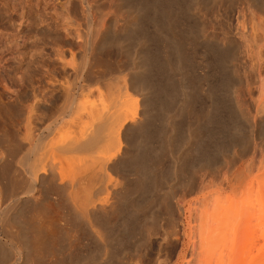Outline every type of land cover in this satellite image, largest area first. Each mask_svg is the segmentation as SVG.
<instances>
[{"label": "bare ground", "instance_id": "obj_1", "mask_svg": "<svg viewBox=\"0 0 264 264\" xmlns=\"http://www.w3.org/2000/svg\"><path fill=\"white\" fill-rule=\"evenodd\" d=\"M79 1H81L82 6H86V10H84L85 11L84 13H86V16L84 17L86 21L84 19V22L87 24H85L84 26L87 25L86 27L87 31H84L82 29V27H84L82 25L83 22L82 24H80L81 21L79 22L81 15L79 16L78 11H77V6H76L73 10L71 9L72 11L69 10L72 13L70 14L73 17L72 26H69L68 28L67 25L66 27L61 25L65 29V36L67 39L66 43L68 44L58 45L52 41L49 42L46 38L48 36H46L45 35L46 33H44L45 31L41 30L42 28L40 27V25L43 22L45 24V21L42 22V19H41L42 15H39L40 19L35 18V16L38 15L39 13L40 0H0V24L1 25L3 24V26L6 25L7 27V28L4 27L5 29L4 31H6V36H3L4 32H2V35L0 34L1 35L0 36V49H3L2 51L0 50L1 51L0 52V123H3L2 133H3V137L5 138L3 139L5 140L4 142L5 148L3 150L1 149L2 152H0V197L3 198V196L5 197L6 195L7 196L6 198L8 199L6 200L8 202L6 206L1 205L2 207H4V209L2 210V208L0 207V223H1L0 264H8L9 262L8 260H9L10 255H8L9 252L7 254V251L10 250V248L6 249L8 248L6 247L8 245L3 242L5 239H7V241L9 242L10 244L9 247L11 246L14 249L15 254L18 256V259L17 260L15 259V263L18 262L17 264H33L36 261L37 263L40 261L39 259L42 258L41 256L45 252L44 250H46L49 246L50 247L55 246L53 247V249L55 250L58 244L49 245V242L50 243L57 242L58 241L57 239H60L59 242H61V238H62L61 236H63L62 234L64 233L65 230L67 232L68 229L69 230L72 229L73 231L76 230L74 233L75 234L77 233L80 235L79 240L81 239V237L86 235L89 238V240L95 241V245L98 243L101 244L100 247H104L105 248L104 251L109 254L110 244H108L107 241L105 240L107 239V234L109 236L110 233L115 229L113 226H115L116 223L114 225L112 224L113 226L109 225L110 222L105 223V219L107 218V216L111 215V213L113 212H116L117 209L120 208L118 211H120L119 215H120V221H121L123 230L120 229L122 227H119L118 229L119 231L120 230L123 231V234H126L127 236L132 235L136 229L135 221L136 219L141 217L140 213L142 211L141 210L142 207L144 206L145 195L147 196V194L150 192L152 194L153 190L155 193L154 188L159 187V183L163 181V177L161 175L163 174V172H165L164 171L165 169L161 173L159 171L162 170L161 164L164 160L160 162V164L158 163L156 159H158V157L160 158V155L162 153L160 154V152H158L159 150L156 152L155 150L156 148L154 149V147H156V144L162 145V143L160 142H161V137L163 135L161 133L159 134L155 132L156 131L155 129H158V128H155V125L157 123H167V124L171 123L172 124L171 125L173 126L172 131H171L172 134L170 136L168 135L167 138H165L166 136L164 137L166 141L163 139V141L166 142L167 147L169 148L173 147L175 141L176 142L178 141V140L174 141L173 138H175V136L177 137L179 136L178 131L181 128H179L177 131L174 125H175V122L178 124L180 122L174 120V118L172 117L174 114L171 113V109L174 108L172 107V105L174 103L175 96H177V92L179 93V90L176 91V89L178 88L175 89V85L172 82L174 80L171 78L170 74L172 73V71L174 72L175 69H176L175 70L176 72L177 70L182 71V69H185L187 71L188 68H190L189 64L191 63V61L189 60L190 63L187 62L188 58L186 54L188 52L185 51L184 48L187 47L186 50H188L187 44H190L191 40H188L189 38L187 39V36H184L181 33V31H179V29L181 30L182 29L181 27H183L182 23H184L183 22L184 20L182 21L183 19L182 16L185 15V12H186L185 10H187L188 6L185 9V5L181 4L180 2L181 0H96L94 1L93 5L89 4V0H79ZM125 2H128L130 6L129 5L127 6L128 3L126 4ZM198 2L196 1L194 3L195 4L197 3L196 5H198ZM124 5L129 7V8L126 7V9H128L129 12H132V9H134L135 11V12L134 11L132 12L134 17H130L133 19L132 22H130L132 25L129 24V26H127L128 30H126L128 31V33H129L130 28L133 31V32L130 31L133 39H131L132 37L129 39L133 41L136 40L134 43H131L132 42L131 40H127L126 41L127 43H126L125 42L126 39L125 40L123 39L124 43H122L118 39L115 40L116 39L115 38L114 40H112L108 36L109 34H111L110 31L115 30V29L114 27H112L113 29L112 28L110 29L109 27H107L109 16L113 15V12H114V11L113 12L111 11L110 13V12H107V10L111 7H116V6L117 8L121 9L125 7ZM190 6H191V3H190ZM28 8L29 10H27ZM6 10L7 12L11 11L12 14L3 16V13ZM92 11L93 13H96L95 16L91 15ZM263 19H260V20H263ZM9 23L11 25H9ZM260 23H259V26L264 25ZM50 24H52V22H50ZM243 25L245 26L244 22L242 23L241 26ZM256 26L257 25H255V28L253 27L254 30L256 29ZM259 26H257V28L261 30L260 31L257 29L256 30L259 31L258 33L260 32L262 33V27L259 28ZM193 27H196V26L193 25ZM26 28H28V30L30 31L28 32L27 30V32L26 31L24 32ZM244 28L241 27L243 32L242 34L241 32L239 33V36L240 37L242 36L241 37L242 40H243L244 35L248 36V33L245 31ZM33 29L34 30L38 29V30L35 32H32ZM244 31L247 34H244ZM128 33H126V37L129 36ZM201 33H200L201 43L202 44L205 43V47H206L205 49H207V51H205V56L208 59H204L205 61H202L203 59H201L202 62L201 63L199 62L197 67H199L200 64L205 63L206 65L204 64L203 67L207 66V69L210 70L208 72L206 69L205 73L208 72L207 73L208 77H210L212 73L215 72L214 70H216V67L219 64V62H222V64L223 62H226V61H222L223 57L219 53L220 50L217 48V47L221 48L223 44L220 43L218 46V42L217 44L215 42L212 43V41L210 40L208 36H206L204 33L202 34ZM112 35L113 34H111V36ZM263 35H264L263 33L262 35H260L262 38L260 42H262V40L264 41ZM189 36L190 35H188V37ZM251 37L252 36H250V39L248 37L249 42L251 40ZM16 39H20V40L19 42L14 43V40ZM196 39H198V37ZM8 40L9 42L10 40L13 41V43L7 44ZM128 41L130 42L129 44H131L130 47L134 44V47L132 46L133 49L137 45L136 49L138 50L139 48L140 50V47H141L142 50L140 52H138L137 50L131 51L130 47L129 49L127 47L129 46ZM188 41L190 42L187 43ZM196 42L198 43L197 40L195 41V43ZM58 43H60V41ZM125 43L127 46L125 45ZM214 44L216 45L213 46ZM252 45H254V41ZM105 47H112L115 49L114 51L112 50L111 52L109 51L107 52V55H106L107 58L104 56H100L101 51ZM254 48H256L255 45H254ZM221 50H223V47ZM261 52H263V50L260 51V54L256 52L258 55L257 56L255 55V57H254L255 52H252L249 55L251 56L252 54L253 57L252 56L251 57L254 59V60L252 59L253 60L252 62L254 63V61H256L255 64L258 66L256 67L257 71L254 68L257 74H259L258 76H255L256 72H254L253 69H252L253 71L251 72V74L253 72L255 73L254 78L259 77L257 78L258 80L257 84H255V86L258 85L256 89H257V92L259 91L260 93V94L258 93L259 94L258 98H261L260 95H262V93L264 92L263 90L264 80H262L264 78L261 79V77H264V75H262L264 73L263 72L264 64L261 63L263 62L261 58L262 56ZM120 54H124L127 56L126 58H128L129 65L123 61H120L119 59ZM256 57L258 58V60L259 59L261 60V61L260 60L258 61L260 62L259 64H257ZM194 60L196 59L194 58ZM187 63L189 67H187L188 66ZM193 66L195 67V63ZM204 68L202 69L204 70ZM198 69H201V67ZM217 70L219 71V69ZM179 71H177L176 74H178ZM205 73H203L205 76L203 74L202 75L206 77L207 79L208 77L206 76L207 74ZM199 76L201 77V75ZM206 79L204 78L205 81ZM219 80H220V76H219ZM179 81L180 80H178V82ZM193 82H188V83H193ZM202 82H203V79L200 82L198 81V85L199 84L201 85ZM218 82L220 83V81ZM255 82H256V79H254V82H251V83L254 84ZM195 84L197 85V83ZM210 84H206L211 87H208L210 89L209 90L206 89L207 91L204 89L205 91L204 93L208 94V96L205 94L207 98L209 97L212 98V99L210 98L212 101L207 99L211 101L209 105L212 110L209 112L210 110L209 109L208 113L205 112L207 115L203 112L205 109L204 107H206L207 106L206 104L208 103V102L207 103L205 102L206 104L205 103L204 104L206 106H204L203 107L204 109H202L203 111H201L205 114V116H203V114L199 111L198 112L196 111L197 112L195 113L196 115L193 114L192 112V110L195 111L194 108L197 104L196 99L200 100L199 98H203V96L200 97L203 94H201L200 96L198 95L199 98H197V94L199 92H203L202 90L203 86H200L202 88L200 91H198L199 88L196 87V89H198L197 90L198 93L196 92L197 94L194 91L195 88L193 89L191 88L190 90L189 89L190 86H189L188 89L191 91V94H188L187 93L188 90L186 89L185 85H189V84L184 85L185 89L183 88V91H182L184 98L181 95V97L183 98V101L181 102L180 100V102L182 103V106H179V107H182L181 109L182 113L180 112L182 117L185 118L186 116H188L192 118L191 115H195L196 118L193 116L194 119H197V121H199L200 123L207 122L209 124L212 123V125L213 124L216 125L224 121L223 120L224 118H223L221 119L222 121L221 122L220 121L221 116L218 117L217 115L220 112L219 111L221 109L220 107H222L221 104H223L222 102L221 104H218L216 100L219 97L216 96L217 93L215 92L217 91H214V89L216 90L218 88H215V87L213 88L212 85ZM253 84H251L250 86L252 87ZM190 85H193V84H190ZM220 85H222V83ZM255 86L253 85V87ZM192 90L196 94L195 98H194L195 95L192 92ZM250 91L251 89L249 90V92ZM252 92L254 94L253 90L251 91V93ZM226 94L230 95L228 92ZM253 94L251 95L249 94V96L254 98L255 96ZM234 95H233V98H234ZM214 96L215 98L216 97L218 98L215 99ZM220 96H222V94H220ZM262 99L263 98H261L260 100L258 99L259 101L257 100L258 104L255 99V102H256L255 104H257L256 106L257 114H255V116L256 115L257 116L255 119L256 121L253 120V122L251 120H248L247 117H245V115L242 114L244 112V111L242 112V109H244L242 108V104H243L242 101H239L237 99V100H234L235 105L233 103L235 107V109H233V111L235 110V113L234 112L233 113L239 116V118L242 119L243 121L248 122L247 124L251 130L250 133L256 137H260L264 135L263 133L264 131V101ZM178 103L177 105H179ZM231 107H232V104H231ZM171 114L173 115L170 116ZM169 117L170 118L172 117L175 122H171V121L168 122L169 120H171ZM166 118L169 120L167 121ZM227 119L226 121H224L225 123L227 122ZM235 121L237 122V120ZM190 122L191 121L188 119L189 124L192 123ZM185 123H187V121ZM226 128L227 130L229 129L228 127ZM235 128L238 133V129L240 130V128L239 127L238 129L237 127ZM217 130H220V129H217ZM201 137H203V135ZM211 137L210 139H208L209 141L212 139ZM156 138L160 139V142L157 143ZM202 139L203 138H201V140ZM216 140L217 138L215 139V141ZM165 142H163V145H165ZM175 144H178V143H175ZM200 144H201V141H200ZM205 144L207 143L205 142ZM163 145L161 146L162 151L164 150ZM201 146L202 148H200V154L201 155L207 154L208 149L206 148L208 146L206 148H205L206 145H204V147L203 145ZM217 146L219 147L220 145H217ZM221 148L222 147H220V149ZM261 148L258 147V150L256 149V151L258 153L263 152V151L259 152ZM165 150H168V149H165ZM256 155L257 153L255 154V157ZM253 159L257 160V158H253ZM258 159L261 161L260 158ZM252 160H251V163H249L251 164L249 165L250 168L253 167ZM253 164H256V167H257V162L256 163L253 162ZM258 165H260L257 168L258 170L256 168L255 170L260 172L259 169H261V172L260 173L258 172L259 175L257 176H259L260 178L262 176V180H260V178H256V177L254 178V174H257V173L252 174L251 173L252 171H251L249 174H252L250 175V177H253L251 179H255V180L257 179L255 184L259 185L262 183L264 184V181H263L264 173L263 175L261 174L263 167L259 168L261 167L260 162ZM249 166L247 165V167ZM247 169H246V172H248ZM158 172L160 174H158ZM177 172H175L176 175L178 174ZM237 173L235 174V177L240 176L241 178L237 177L236 182L238 178L240 179L239 181H241L242 176L244 175L245 172L243 173V171H241L243 175H240L239 173L238 174ZM249 174H248V178H250ZM244 178L245 177H243V179ZM248 178L246 177V180L244 179L245 182L249 181ZM134 180L137 181V184L134 183ZM230 180L231 179H229L228 181ZM234 181L235 179L233 180L232 183H234ZM258 181H260V183H258ZM252 183H253V180H251V184ZM239 184L240 185L242 184V186L240 187H244L245 185V183L241 181V183L238 182L235 186L234 185L232 186L238 188ZM249 184L250 182L248 183V185ZM251 184L249 186H250V189L253 190L255 188L254 186L255 184L254 183L252 184L254 188H252L253 186ZM234 187L233 189H235ZM261 187L262 185L261 186L259 185V189ZM256 188H255L254 193H258L259 198H258V195L256 196L254 195L255 197L252 198L253 196L252 194H251L252 195L251 198L255 199L254 201L258 199L255 202L256 204L258 203V201L260 203L262 202L261 204H263L264 201H260L262 200L261 198L262 196L259 192L261 191V189L258 191ZM262 188L263 189L261 193L263 192L262 195L264 199V191H263L264 185ZM239 189H235L232 192H237L239 191ZM247 189L248 188L246 189L241 188V191L243 190V193L245 194V192L247 193L246 191ZM250 189H248V191H250ZM241 191L240 193H242ZM122 193L124 194L122 195ZM240 193L238 194L237 192L236 197L237 195L240 196ZM134 194L136 195V197L139 194L138 197H142L143 200L136 201L138 197L135 198ZM208 195H206V197ZM209 196L208 198H206L204 195L202 196V198L200 197L202 199V200L201 199L199 200L201 207L199 206V204L196 203L193 209L191 208L192 204L190 205L189 208L187 207L186 209V211L189 209L188 211L189 215L186 217V220H187L186 226H188V228H190L191 231H193L194 235L195 233L197 235L199 234V231L197 232V230H200L201 232V235H199L200 237L198 238L200 243L198 241L199 243L198 244L196 241L197 243L196 244L193 240L194 242L193 245L196 244L195 246L198 245L201 248L193 246L194 249L192 250H195V248L201 249L203 257H204V264L205 263L213 264L211 260H214L215 257H212L213 256L212 254L213 252L217 250L215 253H217L219 257L221 258H219L218 260H214L213 262H215V264H224V260L222 256H224L225 258V255H223V253L225 252L223 251V248L225 244L227 243V241L230 240V244L232 245L230 246L231 254H233L234 257H237V258L232 257L233 259L231 258H228V259L230 261L231 260L235 261L236 259H239V263L237 260L236 264H242V262L244 261L246 264L248 260L245 257H246L247 251L249 250H246L247 244H246V239L244 238H248L249 245H251L250 247L253 248V250L254 249L257 250V251L254 250L255 254L253 253L254 255H252V257L249 258V263L258 264L259 262V264H264V257H263L264 255V243L263 242L264 241H262L264 240V215H263L264 210L260 209L258 215L260 214V216L261 215L262 216L261 217L259 216V219L257 218L259 223L257 222V220L254 221L255 223L257 222L258 224V225L255 224L256 226L255 227L254 223H251L252 225H250L249 220L250 219L252 220V216L256 217L255 214L257 213L254 212L255 213L254 214L251 211L252 214L250 217V209L248 205H246L248 206V211L245 208V206L243 210L241 207V209L239 210L241 215L240 213H236L238 212V210L236 211L235 209L236 204L232 205V206H235V207H232L234 208L233 212L236 211L234 213L235 220L232 221L234 214H231L232 211H230L231 210L229 208L230 206L227 208L225 207L224 209L225 211H224L222 209L224 204L223 203H222L223 205L218 204L221 201L224 202L225 200H223L222 198L220 200V196H218L217 194L216 198L218 199L219 202L214 197L216 195L213 196V198H215L214 200L208 201V199L210 198ZM229 199H231V197ZM214 201H216L215 202L216 205H214ZM251 201L252 200H250L249 202ZM209 202H213V203L209 204ZM251 205H252V202H251ZM219 206H222V208H219ZM261 206H262L261 208H264L263 207L264 204ZM26 209H30L32 213H35L34 216L31 217L32 219H30L32 220L30 221L31 223H27V226L26 224L23 225L21 221L20 222L22 224L18 222L19 221L18 217L23 213V211L26 213L27 212ZM179 209L180 211H182V213H184V216L187 215L186 211H184L182 206H180ZM219 210H222V212H224L225 214L222 213L221 211L219 212ZM241 210L243 212V215H242ZM226 212L228 214H226ZM25 213H24V216H25ZM219 213H221L220 214L221 216L219 215ZM244 213H247V214H244ZM237 214L238 216H240L241 219L238 216H236ZM226 215L228 216V219H227L228 222L226 221V218H227ZM231 215H233V217H231ZM222 216L224 217L226 216V217L224 218ZM242 216L245 218L248 216L246 220L249 219L248 220L249 224L248 223L246 224L247 226L246 230L244 227L245 231H241L242 227L244 226ZM229 217L232 219H229ZM221 218H224V219H221ZM107 223L109 226L107 225ZM28 224H31V225L29 226ZM9 227L11 230L6 229ZM256 228L259 231V235L257 236H256V233H257ZM5 230L6 231L8 230L7 231L8 233ZM4 232H6V234ZM243 233H244V237L242 235ZM86 236H84L85 239L87 238ZM32 237L34 240H32ZM3 238L5 239L3 240ZM121 238H123L122 235H121ZM124 239L126 240V238ZM240 239L241 241L244 239L243 240L244 245H242L243 242L241 241L239 242ZM251 239L253 242L251 241ZM75 241H77V239H75ZM63 242L61 244H63ZM104 243H105V246H104ZM106 243L108 245H106ZM238 243H241V246L243 247L242 252L245 253V254L242 253L241 257H238L240 255V252L237 251ZM239 245L240 244H238V246ZM219 246L221 247V249ZM75 247L78 249L77 246ZM13 249H12V254L14 255ZM53 249L50 248V249H47V251L48 250L50 251ZM62 249L64 250V247ZM70 249L71 248H69L68 250L70 251ZM59 250H61V248ZM59 250H55V251H59ZM218 250H222L221 254H219L220 252ZM237 252L239 255L236 254ZM52 253H55V252L52 251ZM57 253L59 254V252ZM112 253L113 252L111 251V254ZM250 253L251 252H249V254ZM191 254H194V253H191ZM198 254L200 255V252ZM70 255L66 260L62 261L60 259L61 261L53 262V264H75L76 262L75 257L73 256V254H70ZM227 256H226V259H227ZM253 256L254 257L259 256L261 258L263 257L262 262H260L261 258L259 260V257H257L259 261H255L257 259H255ZM90 257H88V260L87 259L85 260L86 262L85 264L95 263L96 260L93 257L92 258ZM210 257H211V260L209 259ZM242 257H244L247 261L243 259ZM247 257H250V256L247 255ZM252 258H254V261L251 260ZM228 259L226 261L228 262L227 264L235 263V262L232 263L228 261ZM50 260H52V258ZM37 263H34V264H37ZM201 263L202 262H200V264ZM76 264H78V262Z\"/></svg>", "mask_w": 264, "mask_h": 264}, {"label": "rangeland", "instance_id": "obj_2", "mask_svg": "<svg viewBox=\"0 0 264 264\" xmlns=\"http://www.w3.org/2000/svg\"><path fill=\"white\" fill-rule=\"evenodd\" d=\"M42 1V2H41ZM79 0H40V6H39V13H38V15H36L35 16V18L36 19H40L39 17V15H42V17H41V19H42V22L43 21H45V24H44V22L40 25V27L42 28H40L42 31H45L44 33H46L45 35L46 36H48V37H46L47 38V40L49 41V42H54L55 44H58V45H67L68 43H66V41H67V39H66V36H65V29L63 28V26L64 27H66V25H67V27L69 28V26H72V24H73V17H72V13L69 11V10H73L76 6H77V11H78V14H79V16L81 15V18H80V20H79V22L81 21V23L80 24H82V22H83V26L85 25V24H87V23H85L84 22V17L86 16V13H84L85 11L84 10H86V6H82V3H81V1H79ZM94 1H96V0H89V4H92L93 5V3H94ZM184 1V2H183ZM188 1H190V0H181L180 2H181V4H184L185 5V9L187 8V6H188V8H187V10H185L186 12H185V15L184 16H182V21L184 22V23H182L183 25V27H181V25H180V27L183 29H179V31H181V33L184 35V36H187V39L188 40H191V43L190 44H187L188 45V50H186L187 49V47L186 48H184V50L185 51H187L188 53L186 54L187 55V58H188V63H190L189 62V60L191 61V63L189 64L190 65V68H188V70L186 71L185 69H182V71H179V70H177V71H179L178 72V74H176V72H175V70H174V72L172 71V73L170 74L171 75V78L174 80V81H172L173 83H174V85H175V89L176 88H178V89H176V91H178L179 90V93L177 92V96H175V100H174V103H173V105H172V107H174V108H172L171 109V113H173V114H171L170 116H172L173 118H174V120H176V121H179L180 123L178 124V123H176L174 120H173V118L171 117H169L171 120H169V119H167V121L168 122H175V125H174V127L176 128V130L178 131V129L179 128H181V129H179V131H178V134H179V138L177 137V136H175V138H177V139H175V138H173L174 139V141L175 140H178L177 142L175 141V143H178V144H175L174 143V145H173V147H167V144H166V139L165 138H167L168 137V135L170 136L172 133H171V131H172V127L173 126H171L172 124L171 123H169V124H167V123H157L156 125H155V128H158V129H155L156 131L155 132H157V133H161L163 136L161 137V142H160V139H157L156 138V141H157V143L158 142H160V143H162V145H163V142H165V145H163V147H164V150L162 151V149H161V144H156V147H154V149L156 150V152L158 151V152H160V158L158 157V159L160 160H158V159H156L157 161H158V163L160 164V162H162L163 160V162H162V166H161V169L162 170H160L159 172L161 173V172H163V170L165 171V172H163V174L161 175L162 177H163V181H164V183H163V181L162 182H160L159 183V187H156L157 188V190H159V191H157L156 190V188H154L155 189V193H154V190H153V192H152V194H151V192L150 193H148L149 194V196H148V194H147V196L145 195V198H144V206L142 207V211H141V219L140 218H138V219H136V221H135V228L137 229H135V232L132 234V235H126V234H123V231H119V227H122V225H121V221H120V211H118L119 209H117V211L116 212H113V213H111V215H108L107 216V218L105 219V223L106 222H110L109 223V225H114L115 223V226H113L115 229L110 233V235L108 236V234H107V239L105 240V241H107V243L108 244H110L109 245V250H110V252H109V254L108 253H106L104 250H105V248L104 247H100V245L101 244H99L98 242H96V243H98V244H96L95 245V241H93V240H89V238L86 236V235H84V236H86L87 238L85 239L84 238V236L83 237H81V239L79 240V237H80V235L79 234H77V236H76V234L74 233L76 230H67V232H66V230L64 231V233L62 234L63 236H61L62 238H61V242H59V240L60 239H57L58 241L57 242H49V245H54V244H58V246H56L57 248L55 249V250H59L60 248H61V250H59V251H55L54 249H53V247H55V246H49V245H47V246H49L50 248H52L53 250H50L51 251V253H50V251L48 252L47 251V249H50L49 247L46 249V250H44L42 253L44 254H42V258H40L38 261L41 263V264H45V263H47V264H50V263H52L53 264V262H57V261H64V260H66L68 257H69V255L70 254H73V256L75 257V264L78 262V264L80 263V264H85L86 262H85V260L87 259L88 260V257H90V255H91V257L90 258H94L96 261H95V263H93V264H200V262H202L201 264H204V257H203V254H202V251H201V249H198V248H201V247H199L198 245L197 246H195L197 243H198V241H199V235H201V232H200V230H197V232L199 231V234L197 235L196 233H195V235H194V233H193V231H191V229L190 228H188V226H186V222H187V220H186V217L189 215L188 214V211H189V209L186 211V209H187V207L189 208L190 207V205H191V208L193 209L194 208V205H196V203L197 204H199V206H200V203H199V200L202 198V196L204 195L205 197H206V195H208L210 198H211V196L214 194V195H216V196H214L215 198L217 197V194H218V196H220V200H221V198L223 199V200H225L224 202L223 201H221L220 203H218L219 201H218V199L216 198V200L218 201L217 203L220 205H228V206H224L223 205V208H222V206H219V208H222L223 210L225 209V207L227 208V207H229L231 210L230 211H232L231 212V214H234L237 210H238V212H236V213H240L239 212V210L241 209V207H242V210L244 209V206H245V208L247 209V211H248V206H249V209H250V217H251V214H252V212L254 213V212H256L257 214H255V216L256 217H253L252 216V220L251 221H253V222H251L249 219V223H250V225H252L251 223H254V226H255V224H257V222L259 223V221L257 220V218L259 219V216H260V214L258 215V213H259V211H260V209H263L264 210V208H261L262 206L261 205H263V204H261L259 201H258V203L257 204H259V205H257L255 202L258 200H256V201H254L255 199H252V198H254L256 195H258V198H259V194L258 193H254L255 192V188L257 187V185L258 184H255L256 183V180L255 179H251V178H253V177H250V175H252L253 173H257V174H254V178L256 177V178H260L259 176H257V175H259L258 174V172L259 171H257L258 169V166H260V165H258L259 164V162L261 163V167H259V168H262L263 170H262V175H263V173H264V154H263V152H264V135L263 136H260V137H256V136H253L250 132H251V130H250V128H249V126H248V122H245V121H243L242 119H240L239 118V116H237L236 114H234L235 113V110L233 111V109H235V107H234V105H235V102H234V100H239V101H242L243 102V104H242V108H244V109H242V114L243 115H245V117H247V119L248 120H251L252 122H253V120H255L256 119V116H255V114H257V111H256V109H257V104H258V102H257V100L259 99H261V98H263L262 100L264 101V92L262 93V95H260L261 96V98H258V95L260 94L259 93V91L257 92V89H256V87H258V85H256L255 86V84H257V78H259V77H255L254 78V72H256L257 70V68L256 67H258L256 64H255V62L256 61H254V63L252 62L254 59L252 58L253 56H252V54H251V56H249L250 55V53H252V52H255L254 53V57H255V55L257 56L258 54L257 53H259L260 54V51L261 50H263V52H264V41L262 40V42H260V40L262 39L261 38V36L260 35H262V33L264 34V32H263V24H264V0H196L197 2H198V5H196L194 2H196V1H194V0H191L190 2H188ZM207 1V2H206ZM69 2V3H68ZM74 2V3H73ZM204 4H203V3ZM206 2V3H205ZM79 3V4H78ZM81 3V4H80ZM126 4L128 3V2H125ZM124 3V4H125ZM190 3H191V6H190ZM194 3V4H193ZM188 4V5H187ZM202 4V5H201ZM130 6V4L128 3L127 4V6ZM71 6H72V8H71ZM125 6V5H124ZM127 6H125V7H123V8H121V9H119V8H117V6L116 7H111V8H109L108 10H107V12H110L111 13V11L113 12V15H110L109 16V19H108V23H107V27H109L110 29L112 28V27H114V29L115 30H111L110 31V33L111 34H113L112 36H111V34H109L108 36L110 37V39H112V40H114L115 38V40H119L120 42H122V43H124V40H125V42L127 41V40H131V39H133V37L131 36V32H133L132 30H131V28H130V30H129V33H128V31H126V30H128L127 28V26H129V24L130 25H132L130 22H132V18H130V17H134V15H133V11H134V9H132V12H129V10L128 9H126V7ZM194 6H196V7H194ZM192 7V8H191ZM200 7V8H199ZM263 7V8H262ZM82 8V9H81ZM127 8H129V7H127ZM194 8H196V9H194ZM27 10H29V8L27 9ZM69 12H68V11ZM71 10V11H72ZM192 10V11H191ZM94 11V10H93ZM93 11H92V14L91 15H93V16H95V14L96 13H93ZM119 11V12H118ZM95 12V11H94ZM135 12V11H134ZM190 12V13H189ZM71 13V14H70ZM84 13V14H83ZM114 13H116V14H114ZM11 15L12 14V12L11 11H9V12H7V10L3 13V16L5 15V16H7V15ZM184 14V13H183ZM262 14H263V16H262ZM131 15H133V16H131ZM44 16V17H43ZM193 16V17H192ZM254 16H255V18H254ZM258 16V17H257ZM78 17V16H77ZM115 17V18H114ZM190 17V18H189ZM260 17V18H259ZM253 18V19H252ZM257 18V19H256ZM64 19V20H63ZM115 19V20H114ZM260 19H263V20H260ZM111 20H113V21H111ZM257 20V21H256ZM48 21V22H47ZM85 21H86V19H85ZM255 23H254V22ZM50 22H52V24H50ZM244 22V24H245V26L243 25V26H241L242 25V23ZM253 22V23H252ZM258 24H257V23ZM261 22V23H260ZM125 23H126V25H125ZM259 23L260 24H262L263 26H259ZM186 24V25H185ZM196 24H198V25H196ZM9 25H11L10 23H9ZM27 25V24H26ZM44 25V26H43ZM61 25H63V26H61ZM193 25L194 26H196V27H193ZM252 25V26H251ZM255 25H257V26H259V28L260 27H262V33L260 32V33H258L260 30L257 28V26H256V29L257 30H259V31H257L256 29L254 30V28H255ZM8 26V25H7ZM52 28H50V27ZM4 27H6V25H4L3 26V24L1 25L0 24V34L2 35V32H4L3 33V36H6V31H4L5 29H4ZM44 27V28H43ZM56 27V28H55ZM85 27V28H84ZM84 27H82V29L84 30V31H87V25L86 26H84ZM198 27V28H197ZM241 27L242 28H244L245 29V31L248 33V36L247 35H244L243 36V40L241 39V37L239 36V33L241 32V34H242V32H243V30L241 29ZM254 27V28H253ZM7 28V27H6ZM48 30H47V29ZM133 28H135V27H133ZM132 28V29H133ZM195 28V29H194ZM39 29V30H40ZM44 29H46V30H44ZM113 29V28H112ZM186 29V30H185ZM197 29V30H196ZM27 30H28V28H26L25 30H24V32L26 31L27 32ZM38 29H33V31L32 32H35V31H37ZM53 30V31H52ZM134 30V29H133ZM184 30H185V32H184ZM202 32V33H204L206 36H208L209 38H210V40L212 41V43H216L217 44V42H218V46H219V44L221 43V44H223L222 46H221V48H219V47H217L219 50H220V54H221V56L223 57L222 59V61H226V62H223V64H222V62H219V64L217 65V67H216V70H214L216 73H217V69H219V71H218V73L216 74L215 72H213L212 73V75H211V73H210V77H212V78H210V77H208V72L210 71L209 69H207V66L204 68L203 67V65L205 64H200L199 65V67H197V65L199 64V62L201 63L202 61H205L204 59H208L206 56H205V51H207V49H205L206 47H205V43L204 44H202L201 43V39H200V31ZM242 30V31H241ZM30 30H28V32H29ZM50 31V32H49ZM113 31V32H112ZM131 31V32H130ZM187 31V32H186ZM189 31V32H188ZM198 31V32H197ZM245 31H244V34H247V33H245ZM257 31V32H256ZM200 32V33H199ZM64 33V34H63ZM126 33H128V37H126ZM198 33V34H197ZM201 33V34H202ZM190 35L189 37H188V35ZM203 34V35H204ZM250 34V35H249ZM0 35V36H1ZM65 36V37H64ZM250 36H252L251 37V40H250V42L248 41L249 39H250ZM51 38V40H50V38ZM126 37V38H125ZM132 37V38H131ZM198 37V39H196ZM245 37V38H244ZM248 37H249V39H248ZM4 38V37H3ZM128 38V39H127ZM129 38H131V39H129ZM193 38V39H192ZM241 40H240V39ZM254 40H253V39ZM263 38H264V35H263ZM54 41H53V40ZM124 39V40H123ZM186 39V40H187ZM18 40V41H17ZM19 40L20 39H16V40H14V43L16 42H19ZM56 40V41H55ZM193 40V41H192ZM198 41V43H200V44H198L197 42L195 43V41ZM60 41V43H58ZM65 41V42H64ZM132 42L131 43H134L136 40H131ZM253 41H254V45H255V47L256 48H254V45H252L253 44ZM256 41V42H255ZM190 41H188L187 43H189ZM252 42V43H251ZM10 43H13V41H11L10 40V42H9V40L7 41V44H10ZM127 43V42H126ZM126 43H125V45H126ZM130 42L128 41V45L129 46H127L128 47V49H129V47H130V45L131 44H129ZM194 43V44H193ZM249 43H251V44H249ZM136 44V43H135ZM216 44H214L213 46H215ZM186 45V46H187ZM133 47H134V44L132 45ZM131 46V47H132ZM137 46V45H136ZM136 46H135V48L133 49V47L131 48L130 47V49H131V51H133V50H137L136 49ZM251 46H253V47H251ZM185 47V46H184ZM222 47H223V50H221L222 49ZM250 47H251V49H250ZM107 48V49H106ZM138 48V47H137ZM253 48V49H252ZM261 48H263V49H261ZM1 51L3 50V49H0ZM114 51L115 49L114 48H112V47H105L102 51H101V54H100V56H104V57H106L107 58V52L109 51V52H111V51ZM142 50V48L140 47V50H139V48H138V52H140ZM252 50H254V51H252ZM255 50H257V51H255ZM259 50V51H258ZM0 51V52H1ZM190 51V52H189ZM194 51V52H193ZM223 51V52H222ZM250 51V52H249ZM252 51V52H251ZM257 52V53H256ZM263 52H261L262 54V56H264V54H263ZM186 53V52H185ZM192 55H191V54ZM199 53V54H198ZM207 53V52H206ZM223 54V55H222ZM226 54V55H225ZM120 56V61H123V62H125V63H127L128 65H129V61H128V58H126L127 56L126 55H124V54H120L119 55ZM191 56V57H190ZM260 56V55H259ZM258 56V57H259ZM261 56V58H262V61L263 62H261L262 64H264V57H262ZM194 58L196 59V60H194ZM257 58V57H256ZM255 58V59H256ZM201 59H203L202 61H201ZM253 59V60H252ZM126 60H127V62H126ZM257 60V64H259L260 62H258L259 60H258V58L256 59ZM207 61V60H206ZM221 61V60H220ZM261 61V60H260ZM188 63H187V65H188ZM194 63H195V67L193 66L194 65ZM225 63V64H224ZM193 64V65H192ZM223 66H222V65ZM252 64H253V66H252ZM255 64V65H254ZM186 65V66H187ZM189 65L187 66V67H189ZM202 65V66H201ZM206 65V64H205ZM201 67V69H198V68H200ZM253 67V68H252ZM263 67H264V65H263ZM194 70H193V69ZM202 68H204V70L202 69ZM254 68H255V70H254ZM198 69V70H197ZM207 69V73H205L206 70ZM254 70V72L251 74V72ZM193 70V71H192ZM201 70V71H200ZM186 71V72H185ZM196 71V72H195ZM198 71V72H197ZM204 71V72H203ZM223 71H225V72H223ZM183 74H182V73ZM264 72V71H263ZM203 73H205V74H207L206 76L208 77L207 79H206V77H204L205 75L203 74ZM225 73H226V75H225ZM185 74H187V75H185ZM193 74V75H192ZM198 74V75H197ZM204 76H203V75ZM220 74V75H219ZM177 75H178V77H177ZM180 75V76H179ZM187 76V77H185V76ZM199 76V75H201V77L199 76V77H197V76ZM259 74H257V72H256V74H255V76H258ZM262 75H264V73L262 74ZM184 76V77H183ZM189 76H190V78H189ZM215 76V77H214ZM219 76H220V80H219ZM175 77V78H174ZM204 78L206 79V81H207V83H206V81L204 80ZM209 78H210V80H209ZM215 78V79H214ZM262 78H264V77H261V79ZM171 79V80H172ZM176 79V80H175ZM188 79V80H187ZM197 79H198V81L200 82V81H202V79H203V82L201 83V85L199 84L198 85V81H197ZM254 79H256V82L253 84V83H251V82H254ZM178 80H180L179 82H178ZM184 80V81H183ZM262 80H264V79H262ZM182 81H183V83L184 82H186V83H182ZM193 82V83H188V82ZM196 81V82H195ZM218 81H220V83L218 82ZM224 82V83H223ZM227 82V83H226ZM249 82H250V84H249ZM195 83H197V85L195 84ZM211 83V84H210ZM222 83V85H220ZM183 84V85H182ZM185 84H189V85H185ZM190 84H193V85H190ZM206 84H210V85H212V87L214 88H218V89H214V91H217V92H215V93H217V95L216 96H218L219 98H221V99H219L218 97H216V98H218V99H216L215 98V96H214V98L217 100V102H218V104H221V102L224 104H221L222 105V107H220V105H219V107L221 108H219L220 110V112L217 114L218 115V117H220V121H221V119H223L224 121H226V119H227V122L225 123L224 121V123L222 122V123H218V124H213L212 125V123H205V122H202V123H200L199 121H197V119H194V117L196 118V114L195 113H197L198 111L199 112H201V111H203L202 109H204V113L206 112V113H208V110H209V112L212 110L211 108H210V105H209V103L212 101L211 99V97H209V98H207V96H208V94L207 93H204L205 91H204V89L206 90H209L210 88H208V87H211V86H208V85H206ZM227 86H226V85ZM249 84V85H248ZM251 84H253L255 87H253V85H252V87L250 86ZM184 85H185V87H186V89L188 90V94H191V88L193 89V88H195L194 89V91H195V93L197 92V90L198 89H196V87L197 88H199V90L198 91H200L202 88V90H203V92H197L196 94H197V98H199L198 97V95L200 96L201 94H203V95H201L200 97H202L203 96V98H199L200 100H197L196 99V106H195V108H194V110L195 111H193L192 110V112H193V114H195V115H191L192 116V118L191 117H188V116H186L191 122V124H189L188 123V119L185 117H182V115H181V109H182V107H179V106H182V101H183V94H182V91H183V88H184ZM178 86V87H177ZM190 86V87H189ZM191 86H193V87H191ZM195 86V87H194ZM200 86H203L202 88L200 87ZM250 86V87H249ZM188 87H189V89H188ZM206 87V88H205ZM233 87V88H232ZM220 88V89H219ZM227 88V89H226ZM248 88H250L251 89V91L253 90L254 91V94H253V92L251 93V91L249 92V90L250 89H248ZM181 89V90H180ZM185 89V88H184ZM224 89H225V91H224ZM234 91V92H236V93H234L232 90ZM254 89H256V90H254ZM187 90H185V91H187ZM206 90V91H207ZM228 90V91H227ZM230 90V91H229ZM263 90H264V87H263ZM194 91L192 90V92L194 93ZM246 91H248V92H246ZM190 92V93H189ZM221 92H223V93H221ZM229 93L230 95H228V94H226V93ZM234 95V98H233V95L231 94V93ZM194 93V98L196 97V94ZM247 93H249L250 95L251 94H253L255 97L253 98V97H251V96H249V94H247ZM259 93V94H258ZM207 96H206V95ZM220 94H222V96H220ZM181 95H182V97H181ZM225 95V96H224ZM252 95V96H253ZM206 96V97H205ZM227 96V97H226ZM180 97H181V99H180ZM205 97V98H204ZM233 99H232V98ZM238 97H240V98H238ZM177 98V99H176ZM211 98V99H210ZM214 98H213V100H214ZM225 98V99H224ZM258 98V99H257ZM207 99H209V100H211V101H209V100H207ZM223 99V100H222ZM255 99H256V102H257V104H255L256 102H255ZM179 100V101H178ZM180 100H181V102H180ZM202 100V101H201ZM205 100V101H204ZM219 100V101H218ZM233 100V101H232ZM258 100V101H259ZM231 101V102H230ZM179 102V103H178ZM207 104H206V103ZM215 102V101H214ZM220 102V103H219ZM241 102V103H242ZM177 103L179 104V105H177ZM181 103V104H180ZM207 105H205V104ZM228 103V104H227ZM233 103H234V105H233ZM244 103H245V105H244ZM231 104H232V107H231ZM176 105H177V107H176ZM198 105H200V106H198ZM208 105H209V107H208ZM230 107H229V106ZM204 106H206V107H204ZM228 106V107H227ZM180 109H179V108ZM204 107V108H203ZM224 107H226V108H224ZM230 108V109H229ZM201 109V110H200ZM174 112H173V111ZM197 111V112H196ZM231 111V112H230ZM181 112V113H180ZM203 112H201L202 114H203V116H205V114L203 113ZM234 112V113H233ZM256 112V113H255ZM176 113V114H175ZM221 113V114H220ZM246 113H248V114H246ZM199 114V113H198ZM220 114V115H219ZM223 114V115H222ZM176 115H177V117H176ZM179 115H181V116H179ZM207 115V114H206ZM194 116V117H193ZM229 116V117H228ZM176 117V118H175ZM182 117V118H181ZM227 117V118H226ZM252 117V118H251ZM180 119H181V121H180ZM187 119V120H186ZM193 119H194V121H193ZM242 120V121H240V120ZM183 120V121H182ZM229 120V121H228ZM235 120H237V122L235 121ZM187 121V123H185ZM195 121H197V122H195ZM256 121V120H255ZM236 122V123H235ZM182 123V124H181ZM184 123V124H183ZM234 123V124H233ZM242 123V124H241ZM193 124V125H192ZM200 124V125H199ZM209 124V125H208ZM223 124V125H222ZM226 124V125H225ZM230 124H232V125H230ZM169 125V126H168ZM177 125V126H176ZM202 125V126H201ZM212 125V126H211ZM217 125H218V127H217ZM228 125V126H227ZM191 126V127H190ZM208 126V127H207ZM221 126H223V127H221ZM228 127L229 129L227 130V128L226 127ZM231 126V127H230ZM233 126V127H232ZM241 126V127H240ZM2 127V128H1ZM210 127V128H209ZM211 127H212V129H211ZM235 127H237V129H238V127L240 128V130L238 129V133H237V130H236V128ZM189 128V129H188ZM222 128V129H221ZM235 128V129H234ZM242 128V129H241ZM249 128V129H248ZM2 129H3V123H0V152H2V150L5 148V140H3V139H5L4 137H3V131H2ZM214 129V130H213ZM217 129H220V130H217ZM159 130V131H158ZM165 130V131H164ZM168 132H170V133H168ZM181 130V131H180ZM190 130V131H189ZM210 130V131H209ZM216 130V131H215ZM161 131V132H160ZM188 131H189V133H188ZM228 131V132H227ZM239 131H241V132H239ZM180 132V133H179ZM213 132V133H212ZM219 132V133H218ZM231 132H233V133H235V134H233V133H231ZM164 133V134H163ZM166 133V134H165ZM186 133V134H185ZM191 133V134H190ZM204 133V134H203ZM208 133H209V135H208ZM212 133V134H211ZM216 133V134H215ZM241 133V134H240ZM263 133H264V131H263ZM206 134H207V136H206ZM237 134V135H236ZM251 134V135H250ZM203 135V137H201ZM233 135V136H232ZM235 135V136H234ZM240 135V136H239ZM3 138H2V137ZM166 136V137H165ZM188 136H189V138H188ZM212 136V137H211ZM218 136V137H217ZM165 137V138H164ZM192 137H193V139H192ZM210 137L212 138L210 141L208 140V139H210ZM159 138V137H158ZM200 138V139H199ZM201 138H203L202 140H203V142H204V144H203V142H202V140H201ZM217 138V140L215 141V139ZM223 140H222V139ZM233 138V139H232ZM163 139L165 140V141H163ZM190 139V140H189ZM204 139H205V141H204ZM3 140V141H2ZM180 140V141H179ZM189 140V141H188ZM196 140H197V142H196ZM201 141V144H200V141ZM232 140V141H231ZM235 140V141H234ZM2 141V142H1ZM163 141V142H162ZM183 141H185V142H183ZM183 142V143H182ZM205 142L207 143V144H205ZM209 142V143H208ZM223 142V143H222ZM219 143H221V144H219ZM227 143V144H226ZM232 143H234V144H232ZM3 144V145H2ZM209 144V145H208ZM212 144V145H211ZM230 144V145H229ZM157 145H158V147H157ZM161 145V146H160ZM201 145H203V147H204V145H206L205 146V148L206 149H208L207 151V154H205V155H201L200 154V148H202V146ZM217 145H220L219 147L217 146ZM224 145V146H223ZM260 145V146H259ZM160 147V148H159ZM198 147H199V149H198ZM210 147V148H209ZM220 147H222L221 149H220ZM258 147L259 148H261L260 150H259V152L260 151H263V152H261V153H258L257 151H256V149L258 150ZM218 148V149H217ZM2 149V150H1ZM165 149H168V150H165ZM210 149V150H209ZM166 153H165V152ZM198 151H199V153H198ZM217 151V152H216ZM214 154H213V153ZM212 153V154H211ZM257 153V155H256V157H255V154ZM254 154V155H253ZM166 155V156H165ZM198 155V156H197ZM209 155V156H208ZM258 155H259V157H258ZM263 155V156H262ZM163 156V157H162ZM203 156H205V157H203ZM161 157H162V159H161ZM253 158H257V160H259L258 158H260L261 159V161L259 160V161H257L256 159V161L253 159ZM206 159H208V160H206ZM254 161H253V160ZM251 160H252V165H253V169L252 168H250V166L249 165H251V164H249V163H251ZM253 162L254 163H256L257 162V167H256V164H253ZM164 163V164H163ZM245 164V165H244ZM249 166V167H247V165ZM255 165V166H254ZM244 166V167H243ZM248 168H246V167ZM181 167V168H180ZM184 168V169H183ZM255 168L257 169V170H255ZM242 169H244V170H242ZM246 169L248 170V172H246ZM250 169V170H249ZM177 170H178V172H177ZM184 170V171H183ZM240 170V171H239ZM260 170V172H261V169H259ZM179 171H180V173H179ZM241 171H243V173H244V175L241 173ZM252 171V172H251ZM254 171V172H253ZM2 172V171H1ZM158 172V174H160ZM175 172H177L178 174L176 175L175 174ZM239 173L240 175H243L242 176V179H243V177H245L244 179L246 180V177L248 178V174L251 172L252 174H249V177L250 178H248L249 179V181H247L248 183L250 182V184H251V180H253V183L255 184L254 186H255V188H254V186L252 187V188H254L253 190H251L250 189V184L248 185V183L247 182H245V180L243 179H241V181L242 182H244L245 183V185H244V187L245 186H247V187H240V186H242V184L240 185L239 184V186H238V188H236V187H234L238 182H240L241 183V181H239L240 179L238 178V180H237V182H236V178L237 177H240V176H237V177H235V174L236 173ZM259 172V173H260ZM164 173H165V175H164ZM233 173V174H232ZM237 173V174H238ZM173 174H174V176H173ZM247 175V176H246ZM165 176V177H164ZM233 176V177H232ZM261 176V175H260ZM232 177V178H231ZM235 177V178H234ZM241 178V177H240ZM165 179V180H164ZM229 179H231L230 181H228ZM235 179V181H234V183H232L233 182V180ZM260 180H262V176H261V178H260ZM264 181V180H263ZM134 183H136L137 184V181H135L134 180ZM163 183V184H162ZM211 183V184H210ZM221 183V184H220ZM229 183H230V185H229ZM246 183H247V185H246ZM258 183H260V181H258ZM6 184V183H5ZM135 184V185H136ZM162 186H161V185ZM219 184H220V186H219ZM223 184H225V185H223ZM222 185H223V187H222ZM232 185H234V186H232ZM260 186L262 185V187H263V183L262 184H259ZM259 185H258V187L256 188L258 191L261 189V191H262V187L259 189ZM6 186V185H5ZM233 187L235 188V189H239V191H237L238 192V194L240 193V191H241V188L242 189H246V188H248V189H250V191H248V189L246 190L247 191V193L245 192V194L243 193V190L241 191L242 193H240V196H238L237 195V197H236V193L237 192H232L233 190H235V189H233ZM136 188V187H135ZM153 189V188H152ZM5 190V189H4ZM223 190V191H222ZM230 190H231V192H230ZM6 191V190H5ZM157 191V192H156ZM221 191V192H220ZM261 191H259L260 192V194H261V198H262V200H260V201H264V199H263V192L261 193ZM264 191V190H263ZM249 192V193H248ZM211 193H213V194H211ZM7 194V193H6ZM124 193H122V195H123ZM126 194V193H125ZM206 194V195H205ZM221 194V195H220ZM246 194H248V195H246ZM253 196H252V195ZM152 195V196H151ZM227 195V196H226ZM234 195V196H233ZM255 195V196H254ZM138 196H139V194H138ZM137 196V197H138ZM154 196V197H153ZM208 196L206 197V198H208ZM213 196H212V198L210 199H208V201L210 200H214L215 198H213ZM247 197V199H246V197ZM251 196H252V198H251ZM7 196L5 195V197L3 196V198L2 197H0V207L2 208V210L4 209V207H2V206H6L7 205V201L6 200H8L7 198H6ZM134 197L135 198H137L136 197V195L134 194ZM201 197V198H200ZM205 197H203V198H205ZM231 197V199H229ZM156 198V199H155ZM219 198V197H218ZM249 199V200H248ZM141 200H143L142 199V197H138L137 199H136V201H141ZM149 200V201H148ZM197 200V201H196ZM202 200V199H201ZM230 200V201H229ZM235 200H236V202H235ZM250 200H252L251 202H252V205H254V206H252L251 205V202H249ZM6 201V202H5ZM153 201V202H152ZM196 201V202H195ZM234 201V202H233ZM245 201V202H244ZM247 201V202H246ZM147 202H149V203H147ZM194 202H195V204H194ZM215 202L216 201H214V205H216L215 204ZM226 202V203H225ZM232 202V203H231ZM211 203H213V202H209V204H211ZM223 203V204H222ZM234 203V204H233ZM249 203H250V205H249ZM179 204H180V206H182V208L184 209V211H186V214L187 215H185L184 216V213H182V211H180V209H179ZM217 204V205H218ZM236 204V205H235ZM241 204V205H240ZM2 205V206H1ZM232 205H235L236 206V211H234L233 212V209L234 208H232V207H235V206H232ZM246 205H248V206H246ZM150 206V207H149ZM193 206V207H192ZM198 206V205H197ZM198 206V207H199ZM213 206V205H212ZM239 206V207H238ZM256 206V207H255ZM201 207V206H200ZM214 207H216V206H214ZM252 207V208H251ZM264 207V206H263ZM195 208H196V206H195ZM218 208V209H219ZM238 208V209H237ZM144 209V210H143ZM252 209H254V210H252ZM257 209V210H256ZM27 210V212L25 213L24 211H23V213L21 214L22 215V217H21V215L18 217V219H19V221H18V219H17V221L19 222V223H23V225H25L26 224V226H27V223H31L30 221H32V220H30V219H32L31 217H33L34 216V214L35 213H32L31 211H30V209H26ZM229 210V209H228ZM242 210H241V212H242ZM29 211V212H28ZM222 212V210H219V212ZM225 211V210H224ZM229 211V212H230ZM252 211V212H251ZM117 212H118V214H117ZM228 212V211H227ZM226 212V214H228ZM24 213H25V216H24ZM115 213V214H114ZM222 213H224V212H222ZM248 213V212H247ZM247 213H244V214H247ZM263 213V212H262ZM261 213V214H262ZM31 214H32V216H31ZM145 214V215H144ZM221 213H219V215H220ZM225 214V213H224ZM224 214H222V215H224ZM253 214V215H254ZM29 215V216H28ZM240 215H241V213H240ZM242 215H243V212H242ZM258 215V216H257ZM264 215V214H263ZM111 216V217H110ZM119 218H118V217ZM221 216V215H220ZM227 216V215H226ZM225 216V217H226ZM236 216H238V214L236 215ZM246 216V215H245ZM262 216V215H261ZM260 216V217H261ZM222 217H224V216H222ZM224 217V218H225ZM231 217H233V215H231ZM239 218H240V216H238ZM23 218V219H22ZM26 218V219H25ZM29 218V219H28ZM109 218V219H108ZM143 218V219H142ZM224 218H221V219H224ZM242 218H243V227H242V229H241V231H245L246 230V228H247V226H246V224L248 223V220H246L247 218H248V216L245 218V217H243L242 216ZM256 218V219H255ZM119 219V220H118ZM228 216H227V218H226V221L228 222ZM229 219H232V218H230L229 217ZM241 219V218H240ZM22 220H24V221H22ZM113 220V221H112ZM142 220V221H141ZM235 220V214H234V217H233V220L232 221H234ZM257 220V222L255 223L254 221H256ZM21 221V222H20ZM116 221V222H115ZM225 221V220H224ZM247 221V222H246ZM121 225H119L118 223ZM230 222V221H229ZM21 223V224H22ZM108 223H107V225H108ZM248 223V224H249ZM144 224V225H143ZM29 226L31 225V224H28ZM108 225V226H109ZM118 225V226H117ZM258 225V224H257ZM138 226V227H137ZM145 226V227H144ZM0 227H1V223H0ZM11 227V226H10ZM10 227L9 228H6V229H9V230H11L10 229ZM244 227H245V230H244ZM251 227V226H250ZM256 227V226H255ZM252 228H253V226H252ZM117 229V230H116ZM120 229H122L123 230V227L122 228H120ZM189 229H190V231H189ZM198 229V228H197ZM256 230H257V233H256V236L257 235H259V231H258V229L256 228ZM6 231V230H5ZM8 231V230H7ZM6 231V232H7ZM196 231V230H195ZM6 232H4L5 234H6ZM8 233V232H7ZM192 233V234H191ZM4 234V235H5ZM117 234V235H116ZM119 234H121L122 235V237L123 238H121V235H119ZM189 234H190V236H189ZM126 235V236H125ZM243 235V237H244V233L242 234ZM130 236V237H129ZM76 237V238H75ZM113 237V238H112ZM132 237V238H131ZM192 237V238H191ZM243 237H241V238H243ZM35 238V237H34ZM111 238V239H110ZM121 238V239H120ZM124 238H126V240L124 239ZM195 238V239H194ZM5 238H3V240H4ZM75 239H77V241L79 242H77V241H75ZM108 239H109V241H108ZM116 240V242H115V240ZM132 239V240H131ZM197 239V240H196ZM244 239H246V244H247V248H246V250H249V251H247V254H246V259L248 260H246L244 257H242L243 259H245L247 262H246V264L247 263H249V258H251L252 257V255H254L255 254V251H257V250H253V248H251L250 246L251 245H249V239L248 238H244ZM243 239V240H244ZM2 240V241H3ZM32 240H34L33 239V237H32ZM31 240V241H32ZM67 240H69V241H67ZM121 240V241H120ZM193 240H194V242L196 243V241H197V243L196 244H194L193 245ZM241 241V239L239 240V242L241 241V242H243L242 243V245H244V241ZM64 241V242H63ZM86 243H85V242ZM104 241V242H105ZM251 241H252V239H251ZM262 241H264V240H262ZM4 243H6L8 246H6V247H8V248H6V249H9L10 248V250H8L7 251V254H8V252H9V254L8 255H10L9 256V262H8V264H17V263H15V259L17 260L18 259V256L15 254V252H14V249L10 246L9 247V242L7 241V239H5L4 241H3ZM59 242V243H58ZM63 242V244H61ZM68 242V243H67ZM71 242V243H70ZM84 242V243H83ZM111 242V243H110ZM117 242H119V243H117ZM122 242V243H121ZM253 242V241H252ZM76 243V244H75ZM106 243V245H108ZM199 243H200V241H199ZM198 243V244H199ZM229 243V244H228ZM251 243V242H250ZM264 243V242H263ZM48 244V243H47ZM68 244H70V245H68ZM80 244V245H79ZM83 244V245H82ZM87 244V245H86ZM93 246H92V245ZM111 244H113V245H111ZM238 244H240L239 246H238ZM237 244V251L238 252H240V255L238 254V252L236 253L237 255H239L238 257H241V255H242V250H243V247L241 246V243H238ZM61 245H63V246H60ZM79 245V246H78ZM91 245V246H90ZM47 246H45V247H47ZM68 248H67V247ZM73 246V247H72ZM75 246H77L78 247V249L75 247ZM80 246H82L83 247V249H82V247H80ZM86 246H88V247H86ZM96 246V247H95ZM99 246V247H98ZM103 246V245H102ZM104 246H105V243H104ZM112 248H111V247ZM193 246H195V247H198L197 249L195 248V250H192V249H194L193 248ZM221 246V245H220ZM219 246V247H220ZM230 246H232L231 244H230V240H228L227 241V243L225 244V246H224V248H223V251L225 252V253H227V254H225V253H223V255H225V258H224V256H222L223 257V260H224V264H227L228 262H226L227 261V259L228 258H231V259H233V258H237V257H234V255L233 254H231V248H230ZM240 246H241V248H240ZM60 247V248H59ZM64 247V250L62 249ZM119 247V248H118ZM123 247V248H122ZM222 247V246H221ZM221 247H220V249H221ZM59 248V249H58ZM65 248H66V250H65ZM69 248H74V249H72V250H74V251H72L71 249H70V251L68 250ZM85 248V249H84ZM103 248V249H102ZM12 249H13V253H14V255L12 254ZM217 249H219V248H217ZM63 250V251H62ZM78 250V251H77ZM199 250V251H198ZM47 251V252H46ZM52 251L53 252H55V253H52ZM65 251V252H64ZM70 253H69V252ZM72 251V252H71ZM83 251V252H82ZM84 251H85V253H84ZM111 251L113 252L112 254H113V256H112V254H111ZM214 251H215V249H214ZM217 251V250H216ZM215 251V252H216ZM220 253L219 254H221V251L222 250H218ZM57 252H59V254L57 253ZM62 254H61V253ZM67 252V253H66ZM78 252V253H77ZM200 252V255L198 254ZM215 252H213V256L212 257H215L214 258V260H218L219 258H221V257H219V255L217 254V253H215ZM244 252H245V250H244ZM249 252H251L250 254H249ZM11 253V254H10ZM85 255H84V254ZM87 253H88V255H87ZM98 253V254H97ZM101 255H100V254ZM191 253H194V254H191ZM254 253V254H253ZM48 254V255H47ZM69 254V255H68ZM93 254H94V256H93ZM107 254H108V256H107ZM110 254H111V256H110ZM235 254V255H236ZM243 254H245V253H243ZM258 254V253H257ZM256 254V255H257ZM13 255V256H12ZM16 255V256H15ZM47 255V256H46ZM52 255V256H51ZM61 255H63V256H60ZM106 255V256H105ZM116 255V256H115ZM228 255V256H227ZM232 255V256H231ZM247 255H249L250 257H247ZM71 256V255H70ZM226 256H227V259H226ZM231 256V257H230ZM244 256V255H243ZM13 257H15V258H13ZM47 257V258H46ZM73 257V258H74ZM87 257V258H86ZM109 257L110 259H111V261H110V259L107 258ZM118 257V258H117ZM233 257V258H232ZM254 257V256H253ZM257 257H259V256H255L254 258L255 259H257V260H255V261H259L260 260V258L261 257H259V260H258V258ZM263 257H264V255H263ZM262 257V258H263ZM52 258V260H50V259ZM199 258H200V260H199ZM254 258H252L251 260H253L254 261ZM262 258H261V260H260V262H262ZM47 259V260H46ZM51 261H49V260ZM54 259V260H53ZM61 259V260H60ZM114 259V260H113ZM210 260H211V257L209 258ZM242 259V260H243ZM41 260H42V262H41ZM43 260H44V262H43ZM45 260H46V262H45ZM83 260H84V262H83ZM101 260V261H100ZM109 262H108V261ZM209 260V261H210ZM214 260H211L212 261V263L213 264H215V262H213ZM238 260V263H239V259H236L235 261L234 260H229L228 259V261H230V262H232V263H234V264H236L237 261ZM241 260V259H240ZM107 261V262H106ZM210 261V262H211ZM252 261V262H253ZM13 262V263H12ZM37 263V261L36 262H34V263H37V264H40V263ZM241 262V261H240ZM251 262V261H250ZM33 263V264H34ZM218 263V262H217ZM206 264V263H205ZM208 264V263H207ZM242 264H245V261L244 262H242ZM250 264V263H249ZM252 264V263H251ZM253 264H255V263H253ZM257 264V263H256ZM258 264H259V262H258Z\"/></svg>", "mask_w": 264, "mask_h": 264}]
</instances>
